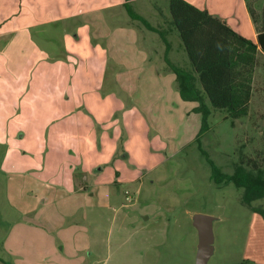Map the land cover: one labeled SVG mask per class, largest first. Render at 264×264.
<instances>
[{
  "label": "crops",
  "instance_id": "1",
  "mask_svg": "<svg viewBox=\"0 0 264 264\" xmlns=\"http://www.w3.org/2000/svg\"><path fill=\"white\" fill-rule=\"evenodd\" d=\"M186 1L227 19L249 40L256 42L264 33V0ZM131 3L153 27L166 32L170 61L186 63L182 41L172 27L166 29L169 14L159 0ZM57 6L72 9L54 15ZM3 22L6 28L1 27L0 39L17 41L11 47L21 51L15 83L7 92L12 100L5 99L14 124L4 144L17 138L26 144L25 134L19 137L16 131L24 112L38 114L41 130L40 147L30 151L27 143L28 155L21 159L28 163L19 173L21 217L12 224L0 221L3 263L98 264L105 242L101 226L103 220L110 221L104 218L113 211L123 219L120 210L129 206L116 192L133 188L125 191L126 201L127 191L139 195L141 186L135 187L141 173L136 172L155 170L139 155L133 158L130 147L140 143L132 140H140V128H148L161 137V148L151 139L148 145L153 150L168 153L174 146L169 138L174 135L164 130L173 124L174 110L183 100L165 60L167 45L157 32L129 17L123 0H0V25ZM60 22L65 31L59 37L36 32ZM161 94L169 96L166 103L159 102ZM195 107L186 114L194 113ZM122 130L127 133L123 144ZM143 140L149 141L147 136ZM152 156L149 152L146 159ZM10 183L8 199L10 195L17 202ZM27 185L37 190L36 200L29 197ZM251 259L264 264V258Z\"/></svg>",
  "mask_w": 264,
  "mask_h": 264
},
{
  "label": "rangeland",
  "instance_id": "2",
  "mask_svg": "<svg viewBox=\"0 0 264 264\" xmlns=\"http://www.w3.org/2000/svg\"><path fill=\"white\" fill-rule=\"evenodd\" d=\"M169 1L159 0L165 7V13L169 14V21L172 24ZM67 10L57 6L54 15L58 11L65 13ZM68 24L72 26V23ZM78 24L84 25L83 21ZM170 24L166 29L172 27L177 32L174 25ZM3 25L4 22L0 29ZM3 27L6 28V25ZM36 30L43 35L59 37L63 34L60 32L65 31V23H50ZM13 44L19 43L12 42L9 37L0 39V221L4 224L16 223L21 217L19 211L23 205L21 207L18 205H21L23 198L17 193L21 179L19 173L28 164L21 159L23 154L28 155L27 143L28 146H32L30 151L33 149L37 151L41 137L38 114L24 112V117L18 120L16 131L19 137L25 134L26 144H20L18 138L14 143L10 140L4 144L14 124L11 107L5 106V99L12 100L11 95L7 97V92L12 90L10 87L15 83L12 80L13 72H17L21 59V51L12 48ZM185 56L186 63H183L185 59H180V63L183 64L176 62L177 65L192 69L186 53ZM14 60L17 64L12 62ZM253 85L255 95L249 105L248 115L241 119H226L227 111L213 110L209 118L210 132L202 139L204 150L223 172L228 174L234 173L241 158L255 160L264 151L263 54L259 56ZM168 99L169 96L165 94L158 97L161 103H166ZM161 103L159 104L162 105ZM193 105L198 106L182 101L174 110L173 124L167 131L164 130L174 135V138L169 136L174 146L168 153H160L159 150L149 147L152 138H155L153 144L159 148L162 142L161 137L152 134L148 128H140V140H132L131 143H140L138 148L130 147V142L127 144L134 159L139 155L145 164H150V167L155 165V170L150 173L136 172L141 175L136 178L138 186L135 188L141 186L142 191L136 196L134 190L127 191L132 201H126L124 198L125 191L133 188L122 187V192H116L120 201L123 199L122 203L129 206L120 210L123 219H120L119 215L117 219V213L113 211L104 218H110V221L103 220L101 226V235L105 242L102 255L97 257L98 264H196L199 238L198 231L193 225L195 214L217 219L214 224L215 251L208 264H240L246 258H264V219L242 203L243 190L233 184L217 185L211 180V167L195 141L201 130L202 117L195 113L189 116L186 114L187 109ZM127 124L131 130L134 124L132 122ZM126 135L124 131L120 133L122 144L126 141ZM132 136L137 137L136 134ZM146 136L149 139L148 143L143 140ZM149 152L154 156L148 160L146 157ZM8 182H12L10 186L15 188L13 195H17V202L10 200V195L8 199ZM27 186L31 189L29 197L36 200L37 190H34L33 185ZM254 206L264 208V200L256 201ZM98 223H102L101 218ZM2 229L0 228V231ZM2 236L0 232V239ZM11 243H17V240L12 239ZM2 251L0 259L4 257ZM3 261L4 259L0 264H4Z\"/></svg>",
  "mask_w": 264,
  "mask_h": 264
},
{
  "label": "trees",
  "instance_id": "3",
  "mask_svg": "<svg viewBox=\"0 0 264 264\" xmlns=\"http://www.w3.org/2000/svg\"><path fill=\"white\" fill-rule=\"evenodd\" d=\"M129 17L157 32L167 45L166 63L176 75L177 88L184 102L197 103L193 112L202 117L201 130L195 141L211 167V180L217 185L233 184L243 190L242 203L264 219V208L254 206L264 200V151L255 160L241 158L234 173L223 172L207 151L202 139L210 132L213 110H225L226 119L248 115L255 95L254 75L259 56L264 53V33L255 42L235 31L227 19L199 9L186 0H170L173 25L179 34L192 69L173 64L169 59L166 32L153 27L133 8L132 0H123ZM2 261V259H0ZM240 264H260L244 259Z\"/></svg>",
  "mask_w": 264,
  "mask_h": 264
},
{
  "label": "water",
  "instance_id": "4",
  "mask_svg": "<svg viewBox=\"0 0 264 264\" xmlns=\"http://www.w3.org/2000/svg\"><path fill=\"white\" fill-rule=\"evenodd\" d=\"M217 221L215 217L195 214L193 216V225L198 231V251L196 264H208L215 251V233L214 224Z\"/></svg>",
  "mask_w": 264,
  "mask_h": 264
},
{
  "label": "built area",
  "instance_id": "5",
  "mask_svg": "<svg viewBox=\"0 0 264 264\" xmlns=\"http://www.w3.org/2000/svg\"><path fill=\"white\" fill-rule=\"evenodd\" d=\"M126 194L128 195V196H127V200H128V201H132V198L129 196V193L127 192Z\"/></svg>",
  "mask_w": 264,
  "mask_h": 264
}]
</instances>
